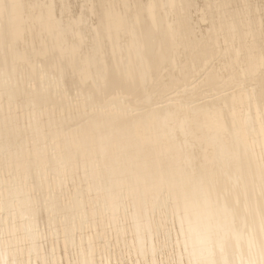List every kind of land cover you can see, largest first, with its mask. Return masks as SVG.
I'll return each mask as SVG.
<instances>
[{"label": "bare ground", "instance_id": "1", "mask_svg": "<svg viewBox=\"0 0 264 264\" xmlns=\"http://www.w3.org/2000/svg\"><path fill=\"white\" fill-rule=\"evenodd\" d=\"M159 231L264 264V0H0V264Z\"/></svg>", "mask_w": 264, "mask_h": 264}, {"label": "rangeland", "instance_id": "2", "mask_svg": "<svg viewBox=\"0 0 264 264\" xmlns=\"http://www.w3.org/2000/svg\"><path fill=\"white\" fill-rule=\"evenodd\" d=\"M171 222V220H167L168 222ZM170 222L168 223L170 226ZM86 226H89L86 224ZM90 228H88L87 230H89ZM108 234V233H107ZM106 237H101L100 238V243L101 244H105L107 243V241L110 242L109 245H105V256H107V258L110 260L108 263L110 264H149L150 261V257H148V255H137V253L132 250L129 247L126 246H121V247H115L114 245H116L115 239L111 238L110 235H107ZM105 236V235H104ZM109 236V238L107 237ZM164 237L162 231L158 232V235L155 236L154 241L158 244L159 241H163L165 244V246L163 245L160 249L157 250L156 252V257L160 260L161 258L163 259V263L162 264H174V259L172 257V251L173 246H175V239L174 237H170V238H166ZM174 240H173V239ZM165 239V240H164ZM169 242H168V240ZM172 245H171V243ZM168 243V244H167ZM173 248V249H172ZM172 251H171V250ZM171 255V256H170ZM106 264V263H104Z\"/></svg>", "mask_w": 264, "mask_h": 264}]
</instances>
